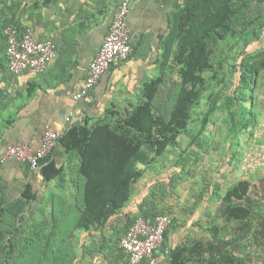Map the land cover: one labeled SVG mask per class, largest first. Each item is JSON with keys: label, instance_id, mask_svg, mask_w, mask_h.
<instances>
[{"label": "rangeland", "instance_id": "obj_1", "mask_svg": "<svg viewBox=\"0 0 264 264\" xmlns=\"http://www.w3.org/2000/svg\"><path fill=\"white\" fill-rule=\"evenodd\" d=\"M210 48L212 68L203 74L206 86L190 108L187 130L163 157L143 146L146 160L137 167L146 174L134 186V203L124 208L126 214L118 217L110 234L105 227L88 231L89 240L60 241L58 237L77 231L76 226L53 224L47 217L38 223L35 209L26 205L10 211L1 224L0 264H127L120 239L127 225L144 213L171 216L165 245L172 252L188 247V264H210L207 254L193 251L195 246L208 248L231 239L236 264H264V235L259 240L254 235L264 221V71L256 83L241 77V65L253 64L264 51V0H250L225 39L212 36ZM179 69L172 59L160 68L163 84L153 103L155 115L169 117L181 85ZM239 185L248 189L249 199L233 197L231 203L251 201L252 231L225 213L227 193ZM159 254L161 260L149 264H170L171 257Z\"/></svg>", "mask_w": 264, "mask_h": 264}, {"label": "crops", "instance_id": "obj_2", "mask_svg": "<svg viewBox=\"0 0 264 264\" xmlns=\"http://www.w3.org/2000/svg\"><path fill=\"white\" fill-rule=\"evenodd\" d=\"M122 1L0 0V194L8 198L10 210H17L25 203L23 195L31 185L37 198L26 205L35 209L38 223L48 218L53 224L76 226L82 185L80 157L76 151L67 152L59 142L49 158L64 167V173L45 181L26 165L3 160L7 148L21 142L35 151L46 128L60 132L85 122L94 125L109 112L111 118H125L143 101L145 82L159 77L160 60L185 5V0H132L128 22L133 55L114 64L86 97L76 100L74 96L81 90ZM10 25L22 33L31 29L37 40L54 42L56 57L43 73L15 76L9 72L6 29ZM125 210L111 219L107 234ZM76 230L57 239H90L88 231ZM159 253L146 264L161 260Z\"/></svg>", "mask_w": 264, "mask_h": 264}, {"label": "trees", "instance_id": "obj_3", "mask_svg": "<svg viewBox=\"0 0 264 264\" xmlns=\"http://www.w3.org/2000/svg\"><path fill=\"white\" fill-rule=\"evenodd\" d=\"M249 7L250 0H185L176 32L169 38L160 60L161 69L171 59L180 66L181 85L167 119L155 115L152 108L163 84V76H159L145 82L143 101L134 106L125 118H111L112 113L109 112L94 125L85 122L70 129L59 140L67 152L76 151L80 157L82 185L77 229H103L131 202L134 186L146 174L145 168L137 167L139 162L146 160L144 145L151 146L160 157L169 148L178 146V135L187 130L190 122V108L206 86L203 74L212 68V36L225 39L232 31L233 24ZM173 39L176 40V49H173ZM241 66L244 69L241 76L243 81L247 82L250 77L256 83L259 74L264 71V51L253 64L243 63ZM49 157L42 160L43 167L39 172L45 181L57 179L64 173V167H58ZM247 190L239 185L227 193L226 202L230 204L226 206L225 213L228 219L243 222L242 228L252 231L251 201L245 205L231 203L233 197L241 201L249 199ZM23 197L26 201L18 205L19 209H24V205L36 200V192L31 185L27 186ZM10 206L8 198L0 194V242L4 235L1 224L12 211ZM147 214L144 213V218L153 219L157 216ZM135 220L127 225L125 233ZM254 230L255 238L259 240L264 235V221H260ZM167 234L168 231L160 252L166 258L171 257L170 264H188L185 256L190 251L188 247H177L168 255L165 254L168 248L165 245ZM234 242L233 239L224 240L208 248L195 246L193 251L200 255L207 254L210 264H236L237 257L231 250Z\"/></svg>", "mask_w": 264, "mask_h": 264}, {"label": "built area", "instance_id": "obj_4", "mask_svg": "<svg viewBox=\"0 0 264 264\" xmlns=\"http://www.w3.org/2000/svg\"><path fill=\"white\" fill-rule=\"evenodd\" d=\"M132 0H123L113 16V20L103 44L91 63L81 90L74 96L76 100L86 97L101 78L119 62H125L134 53L128 14ZM7 60L9 72L20 75L30 72L43 73L56 57V45L51 39H35L31 29L23 34L10 26L6 29ZM70 121V118L67 119ZM67 131L46 128L41 146L33 151L27 144L16 142L10 145L3 160H15L27 165L33 172H40L42 160L51 155L59 140ZM172 225L170 215L162 214L153 219L138 217L121 238L120 248L127 256V264H142L151 261L162 250L165 236ZM170 249L166 248L168 255Z\"/></svg>", "mask_w": 264, "mask_h": 264}]
</instances>
